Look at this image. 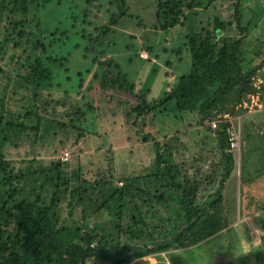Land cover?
<instances>
[{"label": "trees", "instance_id": "trees-1", "mask_svg": "<svg viewBox=\"0 0 264 264\" xmlns=\"http://www.w3.org/2000/svg\"><path fill=\"white\" fill-rule=\"evenodd\" d=\"M240 2L229 4L230 24L215 18L211 25L187 33L184 46L190 54V70L159 100L148 102L145 93L138 94L139 101L127 113L137 115L129 119L136 126L139 117L162 112L170 104L178 112H196L198 125L205 126L217 142L209 151L210 161L204 149L190 158L181 157L169 141L176 136H165L160 145L147 134L142 141L153 140L156 152L144 174L115 177L108 162L107 174L98 171L88 177L83 168H68V160L60 157L70 136L77 144L86 135L75 124L85 111L75 105L68 107L67 121L56 120V129L62 131L56 157L25 151L10 159L5 147H18L25 137L35 144L46 117L34 90L29 96L23 94L26 103L16 101L20 110L8 107L1 96L0 264H130L194 246L229 225L222 190L235 168L236 154L229 149L227 123L211 128L205 122L217 114L237 115L243 110L238 105L250 95L261 98V87L254 81L264 67V56L260 51L252 52V58L239 55L248 35ZM34 4L38 6V0H0V17L6 19L0 78L7 74L2 63L8 49L18 51L14 62L20 63L10 95L29 86L43 87L50 74L40 57L32 58L33 52L45 50L41 39H31L27 17ZM202 5V0H157L156 25L160 30L183 25Z\"/></svg>", "mask_w": 264, "mask_h": 264}, {"label": "rangeland", "instance_id": "rangeland-1", "mask_svg": "<svg viewBox=\"0 0 264 264\" xmlns=\"http://www.w3.org/2000/svg\"><path fill=\"white\" fill-rule=\"evenodd\" d=\"M111 1L38 0V6H31L27 17L31 39H41L45 44V50L33 52L32 58L40 57L42 66L50 72L47 84L37 90L30 86L27 90L17 89L16 95H10L18 79L16 70L20 63L14 62L18 51L8 49L2 63L7 74L0 78V98L4 96L8 107L20 110L22 102L27 101L23 94L29 96L34 90L40 111L46 118L38 133L41 138L35 144L25 137L18 142V147L7 145V158L16 159L25 151L30 155L56 157L54 149L62 139V131L56 129V120L63 122L71 105L85 111V117L75 124L86 135L77 144L73 143L72 136L67 141L68 168L80 166L88 177L98 171L107 174L108 162L115 177L144 174L155 156L156 147L151 139L142 141L143 135L151 134L161 141L160 145L166 135L176 136L177 140L169 141L185 159L188 153L182 151H191L190 158L199 145L213 144L208 129L198 125L196 112H178L170 104L162 112L156 110L138 116L136 126L129 119L137 115L131 112L127 116V113L137 104V95L141 92L152 102L178 83L191 65L189 51L184 46L185 35L211 25L215 18L230 24L232 0H202L204 9L195 10L183 25L167 30H160L156 25L157 0ZM240 1L248 35L239 55L250 57L252 52L260 51L264 56V0ZM5 22L6 19L0 17V40ZM143 54L147 57H142ZM261 73L254 81L261 87L259 106L242 107L243 110L235 115L241 123L237 165L241 169L246 159L252 172L258 171L264 161V71ZM205 123L209 126V121ZM205 162L207 167L209 164ZM262 171L264 175L263 168ZM232 183L233 179L226 189H232ZM256 190L264 192V182L257 183ZM225 194L227 214L233 199L229 191ZM242 200L245 204V196ZM255 201L263 204L264 196ZM259 213L236 223L239 219L231 212L227 217L236 224L229 229L194 246L136 259L130 264H264V207Z\"/></svg>", "mask_w": 264, "mask_h": 264}, {"label": "crops", "instance_id": "crops-1", "mask_svg": "<svg viewBox=\"0 0 264 264\" xmlns=\"http://www.w3.org/2000/svg\"><path fill=\"white\" fill-rule=\"evenodd\" d=\"M262 71H264V67H263ZM259 82H262L261 78H259ZM179 132L180 131H178V133ZM214 137L215 136L213 134H210V138L212 139V141L214 139L215 144L213 141V144H211V145H206V146L203 144L199 145L197 147V149L195 151H192V152L193 153L197 152V151L199 152L200 149H204L203 151L205 152V154H207L208 157H212L213 155L211 153H209V151L216 148V144H217ZM182 152L183 153L187 152L188 154L185 156L189 157V152H191V151H182ZM245 158H246V156H245ZM208 161H210V160H208ZM247 165H248V163L245 159L244 163L241 165V169H243V173H241V169L237 165V157H236L235 168L231 172L230 176L228 178H226V180L223 183L224 186H223L222 194H223L224 204L228 203V199L225 198V195H226L225 193H227L228 191L230 192V196L233 199L231 201L230 211L227 212V215H229L231 212L232 213L234 212L235 215L239 219V221H237L236 223H240V222H242V220L246 221L249 219L248 217H251V216L255 217V216L260 215V213H259L260 208L264 207V203L263 204L259 203L260 205H258V202L255 201L256 199L263 198V196H264L263 191L259 192L260 193L259 194V193H257L258 191L256 190L257 183L263 184V182H264V175H262V172H263L262 168L264 169V161L262 160L261 168H259L258 171H254V172H252L251 169L247 167ZM234 171H236V173H234ZM241 174L243 176H241ZM232 179H233L232 184L234 185V187L230 190L226 189V187L228 186V183ZM238 189H239V192H238ZM244 196H245V204L243 203V200H242V198ZM243 207L245 209V212H243ZM243 216H246V219H243L242 218ZM231 223L232 222L230 220L229 225L224 230H227L233 224H236L234 221L232 224ZM224 230H222V231H224ZM159 254L163 255V253H159ZM146 257H148V256H146ZM140 259H142V258H140Z\"/></svg>", "mask_w": 264, "mask_h": 264}, {"label": "built area", "instance_id": "built-area-1", "mask_svg": "<svg viewBox=\"0 0 264 264\" xmlns=\"http://www.w3.org/2000/svg\"><path fill=\"white\" fill-rule=\"evenodd\" d=\"M142 57L146 58L147 54H143ZM257 87L259 85H256ZM259 96L258 94H253L249 96V101H243L242 104L238 106L246 108L249 105H258ZM249 103V104H248ZM237 116L230 115L229 113L217 114L214 118L209 121V125L211 128H216L217 125L221 122L227 123V135L229 142V149L234 151L236 157L240 154L241 147V123L239 122V118L236 119ZM62 160H68L70 157V153L67 150L62 151L60 155Z\"/></svg>", "mask_w": 264, "mask_h": 264}]
</instances>
